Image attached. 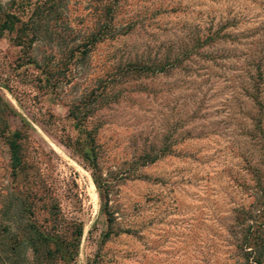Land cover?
I'll list each match as a JSON object with an SVG mask.
<instances>
[{
  "label": "rangeland",
  "instance_id": "rangeland-1",
  "mask_svg": "<svg viewBox=\"0 0 264 264\" xmlns=\"http://www.w3.org/2000/svg\"><path fill=\"white\" fill-rule=\"evenodd\" d=\"M33 2L0 9L18 25ZM108 2L55 0L49 35L29 47L0 33V131L19 130L26 162L16 189L36 224L50 227L51 205L59 233L80 224L75 255L55 264H230L232 210L264 186V0H114L111 36L75 58ZM130 62L157 68L137 75ZM90 93L79 130L69 108ZM10 181L0 135L1 225L16 220Z\"/></svg>",
  "mask_w": 264,
  "mask_h": 264
},
{
  "label": "trees",
  "instance_id": "trees-1",
  "mask_svg": "<svg viewBox=\"0 0 264 264\" xmlns=\"http://www.w3.org/2000/svg\"><path fill=\"white\" fill-rule=\"evenodd\" d=\"M27 2V1H26ZM55 0H34L32 8L25 19L18 21L15 15L9 11L0 9V33L3 31L13 32V41L16 44L26 43L27 47L31 46L39 37L40 33L49 35L47 21L51 15L56 14ZM108 2L103 5V22L100 31H91L85 35L84 40L77 46L75 58L82 59L85 57L90 47L108 36H111V18L113 3ZM28 3V2H27ZM72 52V51H70ZM70 55H72L70 53ZM34 59L31 57V62ZM128 67L130 73L146 74L152 72L157 67L130 62ZM256 88V86H255ZM95 96L87 97L86 101H81L74 107L69 108V116L74 120L75 126L79 130L81 121L85 119L88 112L95 108ZM91 104V108L89 105ZM83 109V110H82ZM8 153L9 176L11 178V188L9 196L13 205L16 218L4 225L0 223V239L2 249H0V264H55L57 261L67 262L76 253V249L81 234V226L78 222L71 221L66 226V231L58 232V216L53 210V205L47 210L50 214V227H42L36 224L32 218V207L26 197H21L16 185L24 176L26 162L24 160L21 134L19 130H13L10 134H4L0 131ZM89 144L94 142V137L87 133ZM81 158L87 162L91 170L92 182L96 187L100 186L98 176L96 175V152L88 145L83 149ZM147 153L141 157V164L149 163L153 160ZM254 193H250L252 201L247 206L239 205L232 210V220L226 229L227 252L225 258L230 264H264V186L258 179L254 181L251 187ZM35 193V192H34ZM33 193L30 192V195ZM104 214H105V231L103 237H107L111 232V223L114 220L111 212L107 209L106 194H104ZM54 204V203H53ZM55 206V204H54ZM10 207V208H11ZM51 210V211H50ZM11 218V216H10ZM14 220V219H13ZM26 252L30 255L27 259Z\"/></svg>",
  "mask_w": 264,
  "mask_h": 264
}]
</instances>
